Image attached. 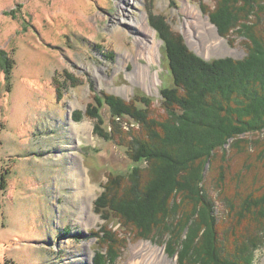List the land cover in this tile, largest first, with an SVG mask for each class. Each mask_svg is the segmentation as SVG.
Returning a JSON list of instances; mask_svg holds the SVG:
<instances>
[{"label": "rangeland", "instance_id": "obj_1", "mask_svg": "<svg viewBox=\"0 0 264 264\" xmlns=\"http://www.w3.org/2000/svg\"><path fill=\"white\" fill-rule=\"evenodd\" d=\"M219 1L223 8L241 7V3L236 7V0ZM217 4V0H0V167H11L1 200L0 264H94L98 249L94 233L100 234L104 223L94 202L110 174L126 175L137 164L127 148L94 133L96 122L87 115L90 106L105 95L137 105L136 95L148 96L153 99L154 118L166 116L160 89L172 88L173 79L156 25L206 62L243 59L241 35L235 31L231 45L210 17ZM187 8L193 13L189 15ZM246 8L253 13L245 25L261 24L259 32H264V0H246ZM234 13L224 15L232 20ZM197 17L210 20L222 43L206 42L196 30H189L188 22L200 27ZM145 24L159 47L151 63L142 49ZM4 59L15 63L10 91ZM141 67L149 68L152 80L157 77L152 89L138 81ZM99 111L110 132V108L104 103ZM116 120L127 131L139 128L129 118ZM242 139L245 143L236 148L227 146L236 175L230 183L257 198L264 194V131L249 132ZM218 173H211L206 184L221 226L228 208L218 198ZM241 197L238 194L234 201L240 210L248 201ZM241 219L238 225H246ZM118 232L126 248L116 264H177L165 246L142 239L137 232ZM253 256L254 264H264L263 243Z\"/></svg>", "mask_w": 264, "mask_h": 264}, {"label": "trees", "instance_id": "obj_2", "mask_svg": "<svg viewBox=\"0 0 264 264\" xmlns=\"http://www.w3.org/2000/svg\"><path fill=\"white\" fill-rule=\"evenodd\" d=\"M218 1L210 17L230 44L235 31L241 35L243 59L206 62L156 25L173 79L172 88L160 89L166 116L154 118L153 99L148 96L136 95L137 105L105 95L90 106L87 115L96 122L94 133L127 148L137 164L126 175L110 174L94 202L104 220L100 234L94 233L98 243L94 264L117 263L126 248L119 230L137 232L140 238L165 246L177 264H254L253 252L264 244L260 241L264 194L255 198L249 191L235 190L227 149L245 143L242 137L249 132L264 131V32H259L261 24L245 25L253 13L246 0H236V7L241 3L236 11ZM224 12H235L234 18L229 20ZM14 65L13 59L3 61L8 91L13 87ZM104 103L111 112L110 132L99 111ZM118 117L133 120L139 128L125 130ZM217 171L218 198L228 208L221 226L206 184ZM10 174L11 167H0V215ZM238 194L248 198L242 210L234 207ZM240 218L247 224L239 226Z\"/></svg>", "mask_w": 264, "mask_h": 264}, {"label": "bare ground", "instance_id": "obj_3", "mask_svg": "<svg viewBox=\"0 0 264 264\" xmlns=\"http://www.w3.org/2000/svg\"><path fill=\"white\" fill-rule=\"evenodd\" d=\"M186 12H188L189 15L193 13V11L192 10H189L188 8L186 9ZM198 12H197V15L200 16L201 13L199 12V14H198ZM197 19L199 20V22H201V18L200 17H197ZM203 20L204 21L201 22L200 27L195 22H188V27H190V26L192 27V29L189 28V30H193V31L196 30L195 33L196 34L198 33L200 36H202L204 38V40H206V39H212L214 41V43L219 42V41H220V43H222L221 37L219 36L216 28L211 24L210 20L208 18L203 19ZM136 22L138 24H140V21L139 20H137ZM142 23H145V17H143V20H142V22L140 24V26H143L144 27V25ZM148 26L149 25H146L145 24V27L146 28L143 30L144 31V34L143 35H144V41L145 42H144V44H142V49H145L144 50V54L146 55V58L148 59L149 63H151L154 60H156V58L158 57V53H159L158 52V48L159 47H158L157 42H155V39H154L155 38V34L153 33L152 30H150L148 28ZM205 32H206V35H204ZM148 35H151V42H150V40H148ZM206 42H207V40H206ZM224 43L225 42H223V44ZM151 76H152V72L149 70V68H142L141 67L139 69V71H138L137 79H138V81L146 84L147 86L150 87V89H152L151 83L154 82L157 79V77H154L153 80H152L151 79ZM149 80H150V82H148ZM92 198H93V195H92ZM89 220H90V218H89ZM95 220H98V217L95 218ZM143 262H145V261H143ZM147 263H148V261L145 262V264H147ZM150 263H152V262H150Z\"/></svg>", "mask_w": 264, "mask_h": 264}]
</instances>
